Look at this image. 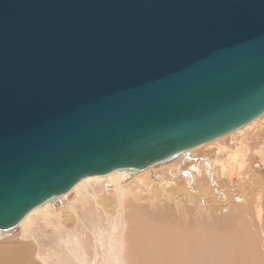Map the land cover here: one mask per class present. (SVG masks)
Segmentation results:
<instances>
[{"label": "water", "instance_id": "95a60500", "mask_svg": "<svg viewBox=\"0 0 264 264\" xmlns=\"http://www.w3.org/2000/svg\"><path fill=\"white\" fill-rule=\"evenodd\" d=\"M264 114V0H0V229Z\"/></svg>", "mask_w": 264, "mask_h": 264}, {"label": "rangeland", "instance_id": "374dc122", "mask_svg": "<svg viewBox=\"0 0 264 264\" xmlns=\"http://www.w3.org/2000/svg\"><path fill=\"white\" fill-rule=\"evenodd\" d=\"M262 152H264V114L254 122L250 123V125L245 127L243 130H236L232 133H229L218 139H215L210 143L202 144L193 149L183 151L171 157L168 160L154 164L144 170L119 171L114 177H110V178L107 177L105 179L102 178L99 180V182H97L95 186V189L96 188L97 189L94 190V194L91 196L90 195L85 196L87 199L85 197L81 199L82 201L79 200V198L77 199L78 197L77 192L75 190H72L70 193L64 196H60L58 198H52L50 201L46 202V204H44L43 206L44 208H42V211H45V213L40 214L42 211L37 210L36 214H33L34 215L33 218L34 220H32L33 225L32 223L29 224V226L32 225L30 231L33 229L32 230L33 232L35 231L34 229H36L37 231V232L35 231L36 238L37 236L39 238V234L40 236L42 235L39 238V240H43L40 241L41 243L40 246H42L41 253L45 257V259H47V261H45L46 263L42 262L40 258L37 259L38 255L36 253V250H38L39 248L38 245L36 246L35 239L33 238L29 239L26 238L25 236L24 237L22 236V234H25L23 232L24 227L22 224L13 227L10 230L0 231V246L4 244L14 245L15 243L18 245L21 244L26 245V243L28 244L27 242L28 239L29 241H31L32 239V241L30 242L31 244L30 243L29 244L31 245V250H33L32 251L33 260L36 259L34 262H37V264H66V262L68 264H72L70 263V259H69L70 258L69 255L72 252L71 251L69 252V249L66 246V244H64L65 246H62L63 252H61L65 257L64 260L66 262L64 260L55 261L56 260L55 259L56 256H54L55 253L53 255V252H56L54 251V249L55 250H57L58 248L60 249V247H57V249L56 247H54L55 245L59 246V244H56L55 242L56 238L54 240L52 239L54 238V236L57 237L55 235V229L56 227L62 228L64 226L63 227L64 233H66L67 232L66 230L69 229V231L73 232V234H76L75 238L76 237L78 238L77 239L78 241L76 242H80L81 244L84 245V248L88 253L89 258H92L91 260L89 259L91 264H96V263L98 264L100 260H102V264H103V261L106 263L108 259L106 257V254L108 255L111 252L107 251V249L109 250V246H110L109 239L104 240L105 236L104 237L101 236H103L102 233H104L105 235L107 234L105 232L108 228H110L109 225L111 226L112 220L116 219L118 216L117 209L119 208V206H121V202L119 198H121L123 202L122 204L124 206L126 205L125 208L128 207L129 204L128 201L130 202L132 199L133 201L135 200L136 202L138 203L140 202V204L145 205L147 208L151 209L155 214L172 213L176 218H180V217L182 218L181 209L183 206L188 205V213H189L188 216L190 215L189 218L195 215L194 218H198L202 220L203 219L202 216L206 215L204 212H195V211L193 212V210H191V208L196 207V203L194 202V200H192V198L196 196L198 198V201L201 202V206L202 207L204 206L205 209H208V211L206 210V212L212 211L214 215H216L217 217L220 216V218L222 217L225 218L227 217L226 215H230L229 213L232 212L233 208L234 209L236 207L244 208L245 210L244 209L242 210L245 211V214L246 216H248V218L245 217L244 214H242L243 220H245L246 222L248 221L247 223L249 224H252V226L246 224L247 226H249V231L247 230V232L249 233L250 236H252L251 242H254L257 248L261 249L262 252L264 253V154ZM91 182L90 181L85 182V185ZM97 195L99 196L98 201H97V197H98ZM91 197L95 202H97V204H95L94 202H93L94 204L91 203L93 201ZM88 199L90 201L89 204H88L89 202ZM191 201L193 202V204L195 203L194 204L195 206L192 205ZM83 202L84 204H86V206L83 205ZM79 203H81V206ZM178 203L180 205H178ZM90 204L93 205L92 206L93 208L91 207ZM87 205H89L88 207H90V209H93V211L89 210ZM95 205L98 206L96 207ZM99 205H100V209H104V212L98 209ZM189 205L192 206L190 209H189ZM75 206L77 207L78 210H76ZM94 206L96 208H94ZM248 208L250 209L249 212H248ZM87 209L89 210V212L87 211ZM129 210L130 209L128 208L126 209L127 212L126 211L124 212V214L126 213L125 215L127 218L131 214ZM86 211L88 212V215H86L87 214ZM90 211L91 213H94L93 214L94 217L93 216L90 217H93V219L95 218V221L100 220L99 222H95V224L100 225L101 224L100 222H102L104 223L105 226L106 221L107 223L108 222L111 223V224L108 223L109 225L106 224L105 226L106 228H104L103 226V228L106 230L103 231L101 229H98L99 226L96 227L97 225H94L96 228L92 227L93 230L91 229L89 230V228H91L89 226ZM82 213H84V215H86L87 217L85 216L84 218H82V216H84ZM101 213L102 216H100ZM42 215L45 216L43 217ZM106 215H107V220L105 218ZM108 216L109 218L111 217L113 219L111 220L109 219L108 221ZM244 217L247 218L248 220L245 219ZM45 218L50 219L53 225L48 224L50 222L49 220L46 221ZM102 218H104L105 220L104 219L102 220ZM127 218H125L126 223L125 221H122L123 224L122 222H120L121 219L119 218L120 220L118 224V230L119 227L123 226V228H120L122 230L117 231L118 233H122V235L118 234V236H124V235L126 236V237L125 236L122 237V241L124 243L122 245V252L126 258V262H120L121 264L129 263V260L126 257L129 255L128 254L129 250H127L128 247L127 245L129 244L126 240L129 237L127 235L129 233L128 229H130V225H125V229H124V223L129 224V222H127L128 221ZM205 218L206 217H204V219ZM81 220L82 222L84 221V223L79 222ZM58 221L60 222L59 224H61L62 227L58 224ZM43 222H46L44 224L45 226L43 225ZM85 222H88L89 224L87 223L86 225ZM91 224H92L91 226H93V222ZM120 224L121 226H119ZM81 225L83 226L81 227ZM112 227L113 225L111 226V228ZM64 228H66V230ZM78 228L81 229L79 230ZM96 229L98 230V232L95 233V231H97ZM250 229H253L252 230L253 232ZM74 230H76V232ZM100 230H101V234H100L101 236L98 235ZM112 230L110 231L107 230L108 234L112 233ZM90 231H92L94 234L90 233ZM83 232L84 235H82ZM95 234H97L98 237H96ZM64 235L67 236L68 241L66 239V243L69 245L70 244L69 241H72L73 239L70 237L68 232ZM99 237L104 238L103 239L104 241L103 240L101 241ZM23 238L27 240H24ZM96 238L99 239L100 241H97ZM88 239H92V241L97 244L96 245L94 243L96 248L92 244V241L90 240L91 242H89ZM94 239L96 241H94ZM24 241L26 243H24ZM7 242L9 243L7 244ZM99 242H103L104 244L105 242H107L109 245V246H107L106 244L104 245L106 250L105 256H103L104 246L102 245L98 246ZM51 244L53 245L51 246ZM92 246H94L93 250H92ZM36 247L37 249L34 250V248ZM87 247L88 248L91 247L90 249L93 252L94 249L96 253L100 252L99 254L101 257L100 256L98 257L97 255L98 260L95 259L94 258L95 256L91 255L92 252ZM72 256L74 257L73 253L71 255V258H73ZM52 258H54L55 260ZM99 263L101 264V261Z\"/></svg>", "mask_w": 264, "mask_h": 264}, {"label": "bare ground", "instance_id": "6f19581e", "mask_svg": "<svg viewBox=\"0 0 264 264\" xmlns=\"http://www.w3.org/2000/svg\"><path fill=\"white\" fill-rule=\"evenodd\" d=\"M254 121H252V122H254ZM249 125H250V123L239 128V129H237V130H243L245 127H247ZM232 132H234V131H232ZM232 132H230V133H232ZM210 142H207V143H210ZM196 147H198V146H196ZM191 149H193V148H191ZM261 151H263V150H261ZM262 153L264 154V152H262ZM236 154H237V152H236ZM125 170H133V169H131V168H120V169H116V170H114L108 174H104V175L86 176V177L82 178L78 183H76L68 192L61 194V195L54 196L52 198H58L60 196H64V195L70 193L72 190H75L77 192V196H78L77 199L79 198V200H81L86 195L91 196L94 194V190L97 189V188L95 189V186H96L97 182H99L100 179H102V178L105 179L107 177H109V178L114 177V176H116L117 172L125 171ZM89 181L90 182L92 181V182L88 183L89 185L87 183H86L87 185H85V182H89ZM99 185H101V184H99ZM119 188H121V187H119ZM52 198L47 199L44 203L33 208L18 223V225L22 224L24 227L23 232L25 234H22L23 237L25 236L26 238H29V239L30 238L35 239L36 246L38 245V248H39L38 250H36V253L38 255L37 259L40 258L42 260V262L47 261V259H45V257L41 253L42 246H40L41 245L40 241H43V240H39V238L42 235L40 236V234H39V238H38V236L36 238V235H35L36 229H34L35 231H33L34 232L33 233L32 232L33 229L30 231V228L33 225V222H32V220H34L33 214H36L37 210L42 211V208H44L43 207L44 204H46V202L50 201ZM98 198H99V196L97 197V201H98ZM91 199H92V197H91ZM119 200L121 202V206H119V208L117 209L118 210V216L116 215L117 218L113 219L111 217L109 218V216H108V221H109V219L110 220L113 219L112 224L110 222H108L111 224V226L113 225V227L111 228V226L107 223V221L105 222L111 228V229L108 228L107 230L110 231L113 229L112 233H110V234H108V231L106 229H104V228H106L105 227L106 224L104 226V223L100 222L101 223L100 225L102 228L100 227V225L95 224V222H99L100 220L95 221V218L93 219L94 213H91V211H93V209H90V207H88L89 205H87L89 210H91L90 214H92V215L89 214V217L93 216V217H90V220H89V222H90L89 226L91 227V228H89V230L90 229L93 230L92 227H95L94 225H97L96 227L99 226L100 228L98 227V229H101L103 231L106 230V232H105V233H107L106 235L104 233H102L103 236H101L100 235L101 230H100L98 235L101 237L105 236V239L99 237L101 241L103 239L104 240L109 239L110 246L108 245L107 242H105V244L107 246H109V250L107 249V251H110L111 253L108 255L106 254V252H105L106 250H105V246H104L105 244L103 242H99L102 244L98 243V246L99 245L104 246V248L103 247H101V248L104 249L103 250L104 251L103 256H105V254H106V257L108 258L107 262H106L107 264H121L120 262H126V258L122 252V245L124 244L122 241V237L125 236L124 235L125 232L123 234L124 236H118V234L122 235V233H118L117 231L122 230L120 228H123V226L119 227V230H118V224H119L120 219H121L120 222H122V221H125V218H127L125 215L126 213L124 214V212L128 208L130 209L129 212L131 213L130 215L127 213L129 215L127 218L128 219L127 222H129V224L128 223L125 224L126 221L124 223V229H125V225H130V229L127 228L129 233H128V235L126 234L127 236H129L128 239L126 240L129 244V245H127L128 246L127 250H129V253H128L129 255L126 256L127 259L129 260V263L127 262L128 264H264V253L262 252L261 249L257 248V246L254 242H251L252 236H250L249 233L247 232V230L249 231V226L250 225L252 226V224H249V223H247L248 221L246 222L245 220H243L242 214H244L245 217L248 218V216H246V214H245V211L242 210L244 208H240V207H238V208L236 207L235 209L233 208L232 212L229 213L230 215H226L227 217H225V218L224 217L220 218V216L217 217L210 210L209 211L211 212V214H210V212H206V210L208 211V209H205L204 206L202 207L201 202H199L198 198L195 196L192 198V200H194V202L196 203V207L191 208L192 206L189 205V209L191 208V210H193V212L194 211L195 212H204L206 215L203 213L205 216H202V217H203V219H204V217H206V218L204 220L203 219L201 220L198 218H194L195 215L193 217L191 216V218H189L190 215L188 216V214H189L188 213V205L183 206L181 209L182 210L181 211L182 212V218L181 217L176 218L172 213L155 214L151 209L147 208L145 205L140 204V202L138 203L135 200L133 201L132 199L130 202L127 200L129 204H128V207L125 208L126 205L124 206L122 204L123 202H122L121 198H119ZM88 201H89V199H88ZM155 201H157V200H155ZM241 201H243V200H241ZM93 202L95 204H97V202H95L94 200L91 203L94 204ZM89 203H90V201L88 202V204ZM79 204L81 206V203H79ZM194 204L192 202V205H194ZM83 205L86 206V204H84V202H83ZM178 205H180V204L178 203ZM92 206L93 205H91V207ZM95 206H94V208H96L98 205L96 207ZM83 208H86V207H83ZM124 208H125V210H124ZM98 209H100V205H99ZM240 209L242 210V212ZM76 210H78L77 207H76ZM89 210L87 209L88 212H89ZM100 210H102L104 212V209H100ZM249 210L250 209L248 208V212H249ZM87 211H86L87 214L85 213L86 215H88ZM102 211H100V212H102ZM43 213H45V211H42L40 214H43ZM96 213H98V212H96ZM82 214L84 215V213H82ZM86 215H84V216L80 215V216H82V218H84ZM46 216H47V214H46ZM100 216H102V213ZM103 217H104V215H103ZM91 218H92V220H91ZM105 218L107 220V215L105 216ZM247 218H245V219H247ZM103 219L104 218H102V220ZM249 219H250V217H249ZM45 220L46 221L49 220L50 223H48V224H52V221L50 219L45 218ZM82 220L79 222H82ZM96 220H98V219H96ZM92 222H93V226H91ZM244 222H246V223H244ZM30 223H32V225L29 226ZM45 223L46 222H43V225ZM59 223L60 222L58 221V224ZM82 223H84V221ZM85 223L87 225L88 222H85ZM122 224H123V222H122ZM246 224H249V226H247ZM18 225H16V226H18ZM59 225L62 227L61 224H59ZM49 226H51V225H49ZM79 226H80V224H79ZM82 226L83 225H81V227ZM103 226H104V228H103ZM119 226H121V224ZM63 227L62 228L56 227V229H55V235L57 237L54 236V238H52V239L54 240L56 238L55 242H56V244H59V246L55 245L54 247H56V249H57V247H60V249L59 248L57 250L54 249V251H56V252H53V255L55 253L54 256H56V258H55L56 260L54 258H52V259H54L55 261H57V260L61 261V260L65 259L64 255L61 252H63L62 246H65L64 244H66V246L69 249V252L71 251L74 255V257L72 256L73 258H71L72 253L69 255L70 263H72V264H91L89 259L91 260L92 258H89V255L86 252L84 245L81 244L80 242H76V241H78L77 240L78 238L77 237L75 238L76 234H73V232L69 231V229L66 230V228H64L68 232L70 237L73 239L72 241H69L70 242L69 245L66 243L67 236H65L64 234H66L67 232L64 233ZM10 229L11 228L0 229V231L10 230ZM78 229L80 230L81 228H78ZM250 230L252 231L253 229H250ZM43 231H41V232H43ZM74 231L76 232V230H74ZM80 232H82V231H80ZM96 232H98V230L95 231V233ZM43 233H45V232H43ZM88 233H89V231H88ZM90 233H93V232L90 231ZM82 235H84V232ZM88 235H90V234H88ZM95 235H96V237H98L97 234H95ZM91 237H92V235H91ZM29 239L27 241L28 244L24 241V243H26V245H22V244L18 245L15 242L14 243L16 245L15 244L10 245V244H8L9 242H7L8 245L4 244V245L0 246V264H37V262H34L36 259L34 258L35 260H33V257H32L33 256V254H32L33 250H31V245H30L31 244L30 242L32 241V239H31V241H29ZM24 240H27V239H24ZM53 240H52V242H53ZM90 240L92 241V239H88L89 242H91ZM100 240L97 239V241H100ZM63 241H65V242H63ZM67 241H68V239H67ZM94 241H96V240L94 239ZM42 243H44V242H42ZM94 243L95 242L92 241L93 245H94ZM52 245L53 244H51V246ZM88 245H90V244H88ZM94 246H92V250H93ZM32 247H33V245H32ZM66 248H65V250H66ZM90 248H88V249L91 251ZM95 248H96V246H95ZM35 249H37V247L34 248V250ZM123 249H124V247H123ZM99 250H100V247H99ZM91 252L93 253V254L91 253V255L95 256L94 258L98 260L97 255L99 257L100 252L96 253L95 249H94L95 253L93 251H91ZM33 253H35V252H33ZM61 255H62V257H61ZM100 261L102 264V260H100ZM99 262H98V264H100ZM52 263H54V262H52ZM62 263H64V262H62ZM104 263L105 262L103 261V264ZM66 264H68V263L66 262Z\"/></svg>", "mask_w": 264, "mask_h": 264}]
</instances>
